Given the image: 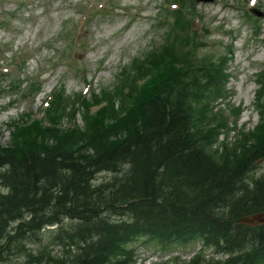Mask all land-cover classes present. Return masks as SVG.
Returning a JSON list of instances; mask_svg holds the SVG:
<instances>
[{"label": "trees", "instance_id": "1", "mask_svg": "<svg viewBox=\"0 0 264 264\" xmlns=\"http://www.w3.org/2000/svg\"><path fill=\"white\" fill-rule=\"evenodd\" d=\"M178 27L151 70L133 65L113 90L72 109L55 93L43 118L12 124L0 144V264H133L129 244L143 235L163 249L193 240L225 248L222 264H264V224L238 222L264 212V174H252L264 159V80L259 124L237 143L219 141L230 124L215 110L225 61L200 58L189 23ZM79 106L84 125L63 127ZM100 173L110 174L98 182Z\"/></svg>", "mask_w": 264, "mask_h": 264}, {"label": "rangeland", "instance_id": "2", "mask_svg": "<svg viewBox=\"0 0 264 264\" xmlns=\"http://www.w3.org/2000/svg\"><path fill=\"white\" fill-rule=\"evenodd\" d=\"M162 2L163 0H0V63H9L13 56L21 52L22 57L28 58V63L24 62L19 72L14 71L8 76L0 77V81H15V87L18 88L23 78H30L22 85V98L0 92V144H9L12 124L21 120L26 111L39 113L42 101L57 85H61L58 93L64 89L67 104L74 102L78 93L86 89V81L92 82L91 91H100L104 86L113 89L123 67L130 70L129 66L136 58L141 59L153 52L155 46L164 41L166 24L157 18ZM251 6L264 11V0L196 3L207 27L204 30L198 28L197 39H202V44L198 42L199 53L205 55L207 60H218L221 54L227 53L228 48L234 53L226 64L229 78L224 84L223 98L218 99L217 103L221 109H227L228 114L230 112L231 119L232 105L240 104L243 108L237 125H229L225 132L224 139L235 143L241 136L237 138L238 130L242 129V134L246 129H252L259 121L260 114L255 103L258 85L255 74L264 67V16L258 17L262 27L257 35L252 23L246 18ZM88 8H93L94 12L85 19L84 11ZM76 25L80 27L78 47L73 50L67 64L60 63L61 57L70 54L67 47L69 40L61 41L60 35ZM72 34L73 32L70 37ZM29 83L32 84L31 87L28 86ZM83 112H77L73 125L84 124ZM70 114L71 112H67L63 121L61 120L62 126L68 125ZM235 138L237 139L234 140ZM253 172L255 176L264 172V160L257 162ZM98 176L108 178L107 173H100ZM201 244L196 241L184 246V249H178L177 251L182 252L179 254L180 259L187 261L200 250ZM25 245L33 249L38 246V242H28ZM131 245L135 249L137 247V250L143 247L171 254L177 249V245L169 244L163 251L157 243L147 241V237H142ZM51 249L53 254L62 253L60 245H53ZM203 253L210 257L213 250L204 247ZM141 258L140 256L135 263L141 262Z\"/></svg>", "mask_w": 264, "mask_h": 264}, {"label": "water", "instance_id": "3", "mask_svg": "<svg viewBox=\"0 0 264 264\" xmlns=\"http://www.w3.org/2000/svg\"><path fill=\"white\" fill-rule=\"evenodd\" d=\"M198 1H200V0H198ZM204 1H208V0H204ZM255 218L256 217H253L252 219L244 218V219H241V221L244 222V223H252Z\"/></svg>", "mask_w": 264, "mask_h": 264}]
</instances>
